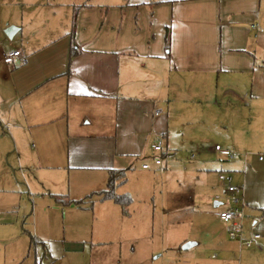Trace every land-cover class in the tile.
Returning a JSON list of instances; mask_svg holds the SVG:
<instances>
[{
	"label": "crops",
	"instance_id": "0c3cea01",
	"mask_svg": "<svg viewBox=\"0 0 264 264\" xmlns=\"http://www.w3.org/2000/svg\"><path fill=\"white\" fill-rule=\"evenodd\" d=\"M71 40L79 54L69 61ZM11 52L20 56L5 64ZM218 82L233 100L226 107L248 108L253 124L223 150L237 155L226 159L230 173L244 175L241 236L259 238L245 250L238 242L236 254L215 236L211 259L264 264V0H0V183L16 170L34 173L41 193L32 194L47 193L39 206L48 216L37 230L36 202L31 230L25 220L2 222L0 264H113L121 245L102 238L115 235L109 218L128 211L95 195L108 171L130 170L153 154L150 138H166L168 115L157 101L170 109L171 89L201 94ZM151 165L142 170L162 166ZM64 170L67 184L43 181L54 171L62 180ZM75 175L87 183L72 184ZM216 191L226 197L214 207L230 209L225 185Z\"/></svg>",
	"mask_w": 264,
	"mask_h": 264
},
{
	"label": "rangeland",
	"instance_id": "374dc122",
	"mask_svg": "<svg viewBox=\"0 0 264 264\" xmlns=\"http://www.w3.org/2000/svg\"><path fill=\"white\" fill-rule=\"evenodd\" d=\"M212 85L213 89L201 94L187 88L171 89L170 109L167 102L157 101L168 115L169 132L162 141L163 151L166 149L167 154L162 157L149 153L146 158L133 160L132 168L126 171L125 182L116 189V194H127L132 202L127 207L126 217L109 218L115 235L102 238L117 249L121 245L122 252L112 260L113 264H216L218 261L211 259L217 246L213 243L217 239L215 236L219 242L236 248V254L240 251L237 239L230 237L232 221L224 223L218 218V213L225 207L213 205L215 196L221 199L216 201L221 205L226 197L216 193V188L224 185L218 180L219 174L228 175L232 171L230 161L214 152V147H228L231 141L239 140L238 133L244 134L253 124L249 122L248 108L238 104L234 109L226 107L231 100L225 101L223 91L227 88L222 87V83L218 82L217 87L214 83ZM167 95L169 90L164 98ZM152 140L150 138L148 145H152ZM239 155L245 161L243 153ZM153 157L161 159L160 169L143 171L141 165L145 161L152 166ZM233 157L236 159L237 155ZM64 171L62 180L58 178V171H54L51 178L46 175L43 181L50 187H56L59 181L66 183L67 170ZM230 174L232 185H242L243 172ZM75 176L76 179L71 178L72 184L87 183L82 178L84 175H79L81 178ZM34 179V173L16 170L12 173V180L0 183V242L5 239L2 222L25 220V228L32 229L33 203L37 202V210L41 213L35 225L37 230L48 218L39 206L40 198H46L47 193L43 192L44 196L32 194L39 192L35 186L41 184ZM90 179L96 182L98 177L92 175ZM27 182L32 192H28ZM80 191L78 188L77 196L84 197ZM186 245L188 247L184 249ZM242 248L248 249L246 246ZM202 255L205 261L198 259ZM3 258L0 252V263ZM228 264H237V257Z\"/></svg>",
	"mask_w": 264,
	"mask_h": 264
},
{
	"label": "built area",
	"instance_id": "2783aa9c",
	"mask_svg": "<svg viewBox=\"0 0 264 264\" xmlns=\"http://www.w3.org/2000/svg\"><path fill=\"white\" fill-rule=\"evenodd\" d=\"M19 56H20L19 52L7 53L3 56V62L5 64H10L12 63L13 58ZM160 113H161L160 110H155L153 115L158 116L160 115ZM163 139L164 136L162 134L156 136L154 143L151 145V150L153 154L161 155L164 152L162 146ZM214 152L230 160L233 158V155L229 151L223 150L219 146L214 147ZM153 164L155 166H161L162 161L159 158L153 157ZM148 168H149L148 164L142 165V169L146 170ZM218 180L225 185V193L228 196L227 204L231 207L229 211L219 212L218 218L221 222L224 223L232 221L231 222L232 232L230 233L231 239H237V241L240 242V244H242L243 246L250 247L252 243L259 238V235H254L250 240H244L241 236V226L245 218L244 213L242 211L243 187L232 185L230 177L225 174H219ZM214 200L218 201L220 200V198L218 196H215ZM237 228L239 229V231H233L234 229Z\"/></svg>",
	"mask_w": 264,
	"mask_h": 264
},
{
	"label": "trees",
	"instance_id": "16d2710c",
	"mask_svg": "<svg viewBox=\"0 0 264 264\" xmlns=\"http://www.w3.org/2000/svg\"><path fill=\"white\" fill-rule=\"evenodd\" d=\"M73 25V24H72ZM79 54V49L71 40L69 61ZM68 73V72H67ZM126 170L113 169L108 171V178L105 190L95 194L98 195L103 201H112L118 205L123 215H127V207L131 204V198L127 195L116 194V189L125 182ZM58 203L68 204L67 200H64L62 196H53ZM31 244H36L34 239H31Z\"/></svg>",
	"mask_w": 264,
	"mask_h": 264
},
{
	"label": "water",
	"instance_id": "95a60500",
	"mask_svg": "<svg viewBox=\"0 0 264 264\" xmlns=\"http://www.w3.org/2000/svg\"><path fill=\"white\" fill-rule=\"evenodd\" d=\"M13 28H8L7 30L4 31V34L6 35L7 38H11ZM188 246H184V249L187 248Z\"/></svg>",
	"mask_w": 264,
	"mask_h": 264
}]
</instances>
